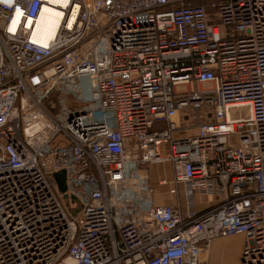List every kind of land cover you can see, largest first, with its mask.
Here are the masks:
<instances>
[{
	"label": "built area",
	"instance_id": "built-area-1",
	"mask_svg": "<svg viewBox=\"0 0 264 264\" xmlns=\"http://www.w3.org/2000/svg\"><path fill=\"white\" fill-rule=\"evenodd\" d=\"M188 1L0 0V264H264V0Z\"/></svg>",
	"mask_w": 264,
	"mask_h": 264
},
{
	"label": "crops",
	"instance_id": "crops-1",
	"mask_svg": "<svg viewBox=\"0 0 264 264\" xmlns=\"http://www.w3.org/2000/svg\"><path fill=\"white\" fill-rule=\"evenodd\" d=\"M195 0H189L188 2H192ZM156 167V174L158 175L157 179H153L152 175H150L151 182L152 184L157 183L158 180L161 177H165L168 179L172 178V166L168 163H165L163 165H158V166H153ZM151 168V174H153ZM162 169V172L165 173H171V176H161L160 175V170ZM166 195L164 197V204H175V199L170 197L169 194L166 191ZM199 199V209L206 208V198L202 197H197ZM160 200H156L155 202H159ZM244 243H245V237L243 235H237L233 236L228 239H219L213 242L211 245V248L209 250V257H208V262L209 264H240V259L242 256L243 248H244Z\"/></svg>",
	"mask_w": 264,
	"mask_h": 264
},
{
	"label": "bare ground",
	"instance_id": "bare-ground-1",
	"mask_svg": "<svg viewBox=\"0 0 264 264\" xmlns=\"http://www.w3.org/2000/svg\"><path fill=\"white\" fill-rule=\"evenodd\" d=\"M53 4L59 8H53L50 6H44L37 21L35 40L37 43L46 45L56 36V32L59 28L60 20L62 19L64 12L60 7L67 6L68 0H50Z\"/></svg>",
	"mask_w": 264,
	"mask_h": 264
},
{
	"label": "rangeland",
	"instance_id": "rangeland-1",
	"mask_svg": "<svg viewBox=\"0 0 264 264\" xmlns=\"http://www.w3.org/2000/svg\"><path fill=\"white\" fill-rule=\"evenodd\" d=\"M210 1H215V0H206V2H210ZM195 4H197V3H195ZM186 90H187L186 86L177 87V92H185ZM209 110H210L209 108H205V109H203L201 111L202 116H203V118H202L203 122L208 121V119H209L208 111ZM244 113H245V111L243 109H241V110H238V109L237 110H232V114L234 116H237V117L243 116ZM195 116H196V113H194V112H192L190 110L182 111L181 112V117H182L181 125H183L184 127L185 126L194 127V125L196 123V119H194ZM156 170H157V168L153 167V169H152L153 174H151V172H150V175H152L153 179H157L158 178V175L156 174ZM164 173L165 172H162V169H161L160 170V175L161 176H166L167 175L170 178L171 173H165L166 175ZM151 187L154 188L153 193L146 191L144 195L147 197L149 195V193H150V195L152 196V198L155 199V201L158 200V199L160 200L159 202H156L157 204H163V201L165 200L164 197L165 196L167 197L166 191L168 190V187L167 186H158V182L157 183L155 182V184L151 183Z\"/></svg>",
	"mask_w": 264,
	"mask_h": 264
},
{
	"label": "water",
	"instance_id": "water-1",
	"mask_svg": "<svg viewBox=\"0 0 264 264\" xmlns=\"http://www.w3.org/2000/svg\"><path fill=\"white\" fill-rule=\"evenodd\" d=\"M55 179H56V182H57V184L59 186V190L62 193L65 194L66 191H67V186H66V172L65 171H61V172L57 173L55 175Z\"/></svg>",
	"mask_w": 264,
	"mask_h": 264
},
{
	"label": "trees",
	"instance_id": "trees-1",
	"mask_svg": "<svg viewBox=\"0 0 264 264\" xmlns=\"http://www.w3.org/2000/svg\"><path fill=\"white\" fill-rule=\"evenodd\" d=\"M212 1L210 2H206V0H195V1H192V2H188L189 4H193L194 6H201V5H205V6H209V4L211 3ZM197 3V4H195Z\"/></svg>",
	"mask_w": 264,
	"mask_h": 264
},
{
	"label": "snow or ice",
	"instance_id": "snow-or-ice-1",
	"mask_svg": "<svg viewBox=\"0 0 264 264\" xmlns=\"http://www.w3.org/2000/svg\"><path fill=\"white\" fill-rule=\"evenodd\" d=\"M19 14V13H18ZM13 30V29H10V31Z\"/></svg>",
	"mask_w": 264,
	"mask_h": 264
}]
</instances>
